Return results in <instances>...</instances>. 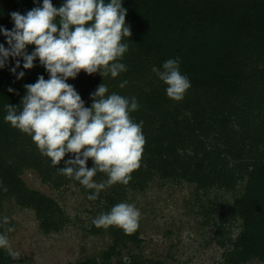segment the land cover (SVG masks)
<instances>
[{"label": "trees", "instance_id": "16d2710c", "mask_svg": "<svg viewBox=\"0 0 264 264\" xmlns=\"http://www.w3.org/2000/svg\"><path fill=\"white\" fill-rule=\"evenodd\" d=\"M52 3L58 8L65 0ZM42 4L43 0H0V27L13 29L12 12L26 14ZM122 7L127 9L125 21L132 32L122 41L129 43L120 61L128 70L116 78L81 71L67 80L85 107H91L90 94L101 83L108 87L106 95L134 96L140 104L131 116L137 123L143 121L146 144L141 166L128 185L118 183L100 192L95 200L99 214L123 202L128 190H143L154 178L182 179L197 190L233 191L243 182V191L232 202L241 228L234 238L218 241L225 247L220 264H246L254 259L264 264V0H122ZM0 44L9 47L3 33ZM34 48L29 45L28 53ZM177 57L181 73L191 82L180 102L167 97V86L152 71L153 67L162 70L166 60ZM15 59H20L21 67L13 74ZM15 59L10 57L0 68V181L8 189H0V204L14 198L19 206L34 211L42 231H58L66 222L62 206L28 186L22 173L33 170L53 188L74 184L87 197L94 190L58 174L57 169L74 159V154H66L53 166L29 135L5 122L4 105L19 106L25 84H34L41 75L49 78L38 58L32 69L23 68L22 58ZM21 71L25 75L17 79ZM124 80L128 84L120 88ZM93 166L89 159L87 167ZM93 179L100 182L107 176L98 172ZM211 205L219 211L216 201ZM105 230L112 244L101 259L86 257L75 264H108L115 247L140 240L137 231L128 235L117 227ZM0 234H4L1 213ZM13 262L0 249V264ZM115 264L160 262L131 254L117 258Z\"/></svg>", "mask_w": 264, "mask_h": 264}, {"label": "clouds", "instance_id": "9594fccd", "mask_svg": "<svg viewBox=\"0 0 264 264\" xmlns=\"http://www.w3.org/2000/svg\"><path fill=\"white\" fill-rule=\"evenodd\" d=\"M14 28L0 27L9 47L0 44V68L9 58H22L23 68L32 69L38 58L49 74L46 80L39 76L34 84H25V95L20 105L5 104L4 120L13 128L31 137L41 155L50 158L53 166L59 165L68 153L74 159L64 161L57 169L59 175L78 181L86 189L94 190L88 199L95 201L101 191L116 184L128 185L132 173L141 166L146 138L143 121L135 122L131 113L140 108L136 97L108 93L101 83L90 94L91 107L73 85L67 83L83 71L88 75L99 73L103 78H116L126 72L120 62L129 50V43L122 42L132 35L126 25L127 9L122 0H65L54 7L52 0H43L42 6L34 7L26 14L12 12ZM59 25V27H58ZM34 45L29 54L27 47ZM180 58L168 59L162 70L152 71L164 82L168 98L180 102L191 87L190 79L180 71ZM21 67L15 59L16 69ZM23 71L17 74L22 79ZM127 80L120 83L124 88ZM9 92L13 89L9 88ZM91 159L94 166L87 167ZM107 179L96 182L97 173ZM0 189L7 186L0 181ZM140 210L131 203L121 202L108 212H101L92 223L97 228L117 227L125 234L134 233L139 227ZM3 222L9 223L7 217ZM8 232L15 229L9 227ZM0 249H5L13 260L20 254L13 251L8 237L0 234Z\"/></svg>", "mask_w": 264, "mask_h": 264}, {"label": "rangeland", "instance_id": "374dc122", "mask_svg": "<svg viewBox=\"0 0 264 264\" xmlns=\"http://www.w3.org/2000/svg\"><path fill=\"white\" fill-rule=\"evenodd\" d=\"M22 178L28 186L55 198L66 222L58 231L44 232L32 209L19 206L14 198L3 200L0 213L3 220H9L3 222L4 235L20 254L13 264H75L86 257L100 260L112 238L92 223L99 215V203L89 200L74 184L50 187L33 170H25ZM242 191L243 182L233 191L197 190L182 179L160 178L149 181L143 190H128L123 202L134 204L142 214L136 230L140 240L115 247L107 263L137 254L160 264H220L225 247L218 241L234 238L241 228L232 202ZM212 201L218 203V212ZM9 227L15 231L8 232ZM246 264L261 262L254 259Z\"/></svg>", "mask_w": 264, "mask_h": 264}]
</instances>
